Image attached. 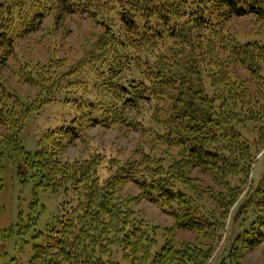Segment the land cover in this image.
<instances>
[{
    "label": "rangeland",
    "instance_id": "1",
    "mask_svg": "<svg viewBox=\"0 0 264 264\" xmlns=\"http://www.w3.org/2000/svg\"><path fill=\"white\" fill-rule=\"evenodd\" d=\"M44 2L45 0H0L1 41L7 35L5 31L25 33V36L21 35L10 41L12 44L4 40L3 45H0V84L4 93L12 97L11 100H20L25 107L34 109L23 123L18 150L12 144L0 147V155L3 157L0 264H44L47 258L34 260L36 246L46 243L45 239L52 227H59L65 212L76 206L72 193H54L49 189L52 187L51 182L42 179L37 169L24 167L17 170L19 161H24L25 158L27 160L29 153H36L38 141L43 135H53L55 138L52 139L60 143L64 150L58 155V161L63 164L72 165L91 157L98 158V177L102 183L115 174H136L142 157L149 158L148 155H152L166 159L168 163L169 156L174 159L181 156L180 149H169L152 136L157 132L167 131L165 126L171 122V105L175 102L172 101L174 97L171 94L175 91L165 89L171 94L165 95L163 90L158 95L151 96L148 92L142 94L132 88L133 93L128 94L129 96L113 94L114 98L118 96L115 100L109 89L111 84L102 76L109 72L107 66L112 63V55L101 38L103 29L86 14L59 15L54 11L37 22L40 19L35 13L41 10L39 5ZM223 21L220 33L223 42L220 40L218 46H214L212 55L215 58H210L211 64L206 59L207 52L206 57L200 58L199 50L187 44V40L166 36L140 47L134 45L135 50L131 52L135 55V60L131 66H124L126 71L130 70L132 77L142 81V77L156 75L164 62L183 73V58L186 64L191 59L194 69L202 72L210 95L213 94V89L209 78L217 77L220 73H223L222 77H217L212 87L215 82L221 81V91L232 88V91L243 93L247 90L254 93L256 100L253 103L258 101L251 113H248L246 100H238L235 109L239 114L238 121L234 124L241 135L239 141L252 147L253 157L245 183L234 199L222 233L199 235L178 230L170 234L167 229L173 226L171 217L158 206L141 199L140 190L134 182L121 187L120 197L122 200L130 198L133 203L134 200H139L132 207V219L142 222L149 233L155 230L158 245L154 252L163 245L166 233L172 250L182 246L183 249L191 247V254L186 253L188 264H264V243L256 249L243 252L239 244L241 238H238L245 235V239L252 234L250 221L256 216L255 213L252 214L253 193L255 189H263L264 61L257 60L256 80L249 84L250 73L242 65L232 63L229 54L230 45L235 42L264 46V20L249 15L225 17ZM28 29L37 30L32 32ZM2 33H5L4 37ZM162 57L165 59L159 62ZM123 76L121 73L115 81L123 82ZM190 77L188 75V79ZM110 88L113 92L117 90ZM134 93L139 97L123 104V100L133 97ZM102 118L107 120L102 122ZM115 121L116 124L108 126ZM104 123H107L106 126ZM74 127V134L78 137L76 139L65 134V131ZM0 131H4V128L0 127ZM20 152H24V155L20 156ZM131 164L134 170L131 169ZM191 178L203 189L213 187L215 191H222L211 176L199 170L192 171ZM237 178L229 177L227 181L231 180L229 182L234 187ZM204 199L207 208H215L216 204L209 198V194H205ZM255 212L263 214L264 210L257 208ZM243 213L246 216L241 215ZM243 225L245 228L241 227ZM112 253L118 264H147L144 256L140 254L134 258L131 251L127 253L129 259H126L119 246L112 247ZM179 256L182 257L181 254ZM179 256L170 253L167 259L177 258L176 264H186L185 256ZM135 259L138 261L134 263ZM190 260L192 261L189 262Z\"/></svg>",
    "mask_w": 264,
    "mask_h": 264
},
{
    "label": "trees",
    "instance_id": "2",
    "mask_svg": "<svg viewBox=\"0 0 264 264\" xmlns=\"http://www.w3.org/2000/svg\"><path fill=\"white\" fill-rule=\"evenodd\" d=\"M40 8L35 13L40 19L37 22L54 11L59 15L86 14L103 29L101 38L112 55V63L106 65L109 72L102 76L111 84L109 89L113 98L115 93L129 96L133 93L132 88L135 92H148L151 96L165 89L175 91L171 94L165 90V95L171 94L174 97L172 101H175L171 105V122L168 123L169 127L165 126L167 131L152 136L169 149H180L181 156L179 159L169 156L168 163L166 159L152 155H148L149 158L142 157L136 174H115L102 183L98 177V158L91 157L72 165L63 164L58 161V155L64 150L60 143L56 142L53 135H43L38 141L36 153H27V160L19 161L17 170L24 167L37 169L42 179L51 182L52 187L49 189L54 193H72L76 206L65 212L59 227H52L45 239L46 243L36 246L34 260L47 258L44 264H118L113 259L112 247L119 246L126 259H129L127 253L131 251L134 258L140 254L144 256L147 264H176L177 258L167 259L169 254H181L184 257L187 252L191 254V247L183 249L182 246L172 250L165 233L163 245L154 252L158 245L155 230L149 233L142 222L132 219V207L139 200H134V203L130 198L122 200L121 187L134 182L140 190L141 199L158 206L170 216L173 220V226L167 229L170 234L178 230L199 235L222 233L234 199L245 183L253 157L252 147L239 141L241 135L234 125L239 117L236 105L238 100H246L248 113H251L258 100L253 103L256 100L254 93L247 90L243 93L232 91V88L221 91V81L215 82L212 87L214 80L222 77L223 73L209 78L213 89L210 95L202 72L194 69L191 59L186 64L183 58V73L164 62L156 75L142 77V81L132 77L130 70L126 71L124 66H131L135 60L131 52L135 50L134 45L140 47L166 36L187 40V44L199 50V57L207 56L211 64L210 58H215L212 55L213 48L222 40L220 33L223 19L251 15L264 20V0H45L39 5ZM28 30L33 32L37 29ZM5 32L7 35L2 41L0 39V45H3L4 40L12 44L10 41L14 38L25 36L23 31ZM4 36L5 33H2ZM229 54L232 63L247 69L251 75L249 84H252L257 60L264 61V46L235 42L230 45ZM164 59L160 58L159 62ZM121 73L124 81L116 82ZM188 75H191L189 79ZM110 87L117 90L113 92ZM137 97L134 93L133 97L123 100V104ZM11 98L8 93H4L0 84V127L4 128V131H0V147L12 144L17 151L23 123L34 109ZM114 99L117 100L118 96ZM102 119V122L107 120ZM112 124H116V121L108 126ZM75 128L65 131V134L78 138L74 134ZM23 153L19 155L23 156ZM2 158L0 155V191ZM132 165L130 167L134 170ZM194 170L211 176L222 191H215L213 187L203 189L197 185L195 179L191 178ZM229 177H238L234 187L229 182L231 180L227 181ZM262 185L263 189H255L254 199L252 202L250 200L254 206L252 214L256 215L250 221L252 234L245 239V235L238 237L241 238L239 244L243 252L256 249L264 243V213L255 212L257 208L264 210V180ZM205 194H209V198L216 204L215 208H207ZM241 215L246 216L244 213ZM245 218L243 221H246ZM185 258L187 260V255ZM137 261L135 259L133 262Z\"/></svg>",
    "mask_w": 264,
    "mask_h": 264
}]
</instances>
